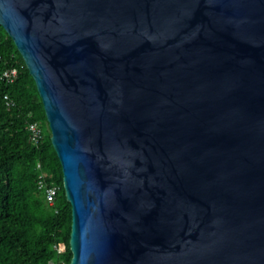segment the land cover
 <instances>
[{"label": "water", "instance_id": "water-1", "mask_svg": "<svg viewBox=\"0 0 264 264\" xmlns=\"http://www.w3.org/2000/svg\"><path fill=\"white\" fill-rule=\"evenodd\" d=\"M71 204L68 264H264V0H0Z\"/></svg>", "mask_w": 264, "mask_h": 264}, {"label": "trees", "instance_id": "trees-1", "mask_svg": "<svg viewBox=\"0 0 264 264\" xmlns=\"http://www.w3.org/2000/svg\"><path fill=\"white\" fill-rule=\"evenodd\" d=\"M16 67L12 82L0 78V264H68L71 204L66 199L60 160L35 82L12 38L0 25V75ZM7 95L12 104H6ZM36 121L41 140L33 144L27 128ZM47 186L58 191L49 204L37 183L36 160ZM63 242L66 250L58 253Z\"/></svg>", "mask_w": 264, "mask_h": 264}, {"label": "built area", "instance_id": "built-area-1", "mask_svg": "<svg viewBox=\"0 0 264 264\" xmlns=\"http://www.w3.org/2000/svg\"><path fill=\"white\" fill-rule=\"evenodd\" d=\"M17 72L18 70L16 67L6 68L5 70L2 71L0 78L5 79L8 82H12L15 79ZM4 98L6 100V104L10 106L12 104V100L7 95H5ZM27 128L30 132V141L33 144L38 143L42 138V130L39 124L36 121H33L28 124ZM36 169L38 171L37 174L38 187L40 189L44 188L46 199L49 204H52L55 199L58 188L56 186L46 185L45 177L47 174L43 170L39 159L36 160ZM56 249L58 253H62L66 250V246L63 242H60L57 244ZM57 264H65V263L63 261H60Z\"/></svg>", "mask_w": 264, "mask_h": 264}]
</instances>
